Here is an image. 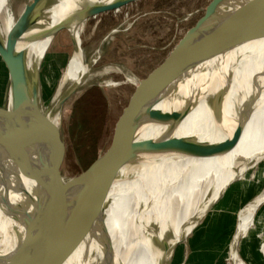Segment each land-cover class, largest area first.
<instances>
[{"label":"bare ground","instance_id":"6f19581e","mask_svg":"<svg viewBox=\"0 0 264 264\" xmlns=\"http://www.w3.org/2000/svg\"><path fill=\"white\" fill-rule=\"evenodd\" d=\"M113 1L44 0L37 6L18 46L26 53L22 76L34 109L43 110L34 85L41 67L40 60L53 36L31 37L88 7ZM257 1L223 0L210 27H225L241 20ZM118 10L121 8L115 11ZM95 62L96 57L90 63L85 61L82 41L79 46L75 43L55 101L46 112L56 125L59 126L58 104L62 95L85 86L88 75L95 70ZM263 92L264 36L244 43L183 77L157 107L173 111L182 107L190 96L198 98L175 132L176 136L198 144L197 153L188 152L191 145L188 148L181 145L177 150L140 152L126 162L110 190L104 225L94 229L81 246L66 253L55 264H171L178 245L206 218L229 187L261 163L262 158L242 159L234 168L239 158L231 152L229 138L231 134L239 137L243 134L233 128ZM220 93L223 94L222 105L214 111V99ZM247 121L244 119L241 127L246 126ZM165 127L145 123L139 129L138 138H158ZM0 132L8 137L2 124ZM242 140L248 153L264 157V136L259 142L251 136ZM21 186L25 189L23 194L19 191ZM32 190L31 182L0 150V255L11 251L24 232L21 218L12 216L8 208L23 203ZM262 202L264 188L240 210L231 250L226 257L229 264H248L240 256L238 247L241 238L255 224L256 211ZM259 248L264 254V239H261Z\"/></svg>","mask_w":264,"mask_h":264},{"label":"water","instance_id":"95a60500","mask_svg":"<svg viewBox=\"0 0 264 264\" xmlns=\"http://www.w3.org/2000/svg\"><path fill=\"white\" fill-rule=\"evenodd\" d=\"M42 1L31 0L25 6L5 41L0 34V54L8 69L6 93L11 95V101L7 99L0 106V124L8 135L4 137L0 132V150L31 182L33 189L23 203L8 208L12 216L21 218L24 232L11 251L0 255V264H55L66 253L81 246L89 233L104 225L112 185L122 166L138 153L177 150L181 145L186 148L191 145L188 152L196 154L199 145L176 136L175 132L198 98L190 96L182 107L168 112L157 104L193 70L264 36V0L254 3L241 20L220 28L209 24L223 0H211L203 15L166 58L135 84L115 123L110 145L85 170L67 176L62 170L66 142L60 127L45 111L31 106L22 76L26 53L18 46ZM135 1L115 0L88 7L31 39L55 36L73 22H85ZM73 92L64 97L58 107ZM222 100L223 94H217L214 111L220 109ZM148 122L166 125L158 138H138L139 129ZM19 191L25 193L23 186Z\"/></svg>","mask_w":264,"mask_h":264},{"label":"rangeland","instance_id":"374dc122","mask_svg":"<svg viewBox=\"0 0 264 264\" xmlns=\"http://www.w3.org/2000/svg\"><path fill=\"white\" fill-rule=\"evenodd\" d=\"M30 1L0 0V34L4 41ZM210 1L137 0L122 7L121 10L97 15L85 22L72 23L68 29L59 31L51 38L44 57L40 60L41 67L34 85L45 112L49 111L55 101L63 71L74 52L75 43L79 46L82 41L87 63L96 57L93 66L95 70L88 75L85 86L74 91L59 107V127L66 142L62 170L67 176H74L85 170L110 145L115 123L127 104L135 84L166 58L186 31L203 15ZM7 76L6 63L0 56V106H3L5 97V103L7 99L11 101L10 93L8 95L6 93ZM69 93L70 90L65 92L60 101ZM244 119L248 120L247 125L241 127ZM233 129L243 133L240 137L231 134L229 138L230 150L239 158L234 168L242 159L262 158V161L242 180L229 187L213 207L212 215L205 223L201 234L200 227L208 215L188 238L178 245L171 264H213L214 259L204 262L202 258L195 261L193 257L221 255L226 243L205 251L206 246L213 243L215 236L225 230L224 226L230 225L232 217L237 228L242 207L264 188V157L248 153L242 140L248 136L256 142L263 139L264 92L260 99L245 111ZM263 209L264 202L256 211L254 224L256 226L260 223L259 217ZM250 233L251 230L242 237L240 254L261 255L260 251L258 254L259 246L258 250L254 249V252H251L246 242V236ZM259 241L261 243V238ZM230 245L228 250L222 253L223 258L230 252ZM262 263L264 264V261ZM224 264H228V261Z\"/></svg>","mask_w":264,"mask_h":264},{"label":"crops","instance_id":"0c3cea01","mask_svg":"<svg viewBox=\"0 0 264 264\" xmlns=\"http://www.w3.org/2000/svg\"><path fill=\"white\" fill-rule=\"evenodd\" d=\"M212 211H213V209L210 211L207 218L203 221V223L200 227L199 234H201V232L203 231V228L205 227V223L208 221L209 217L212 215ZM230 217H232V214ZM259 218H260L259 225L258 226L254 225V227L251 228V233L248 236H246V242L248 243L249 248H251V252H254V249H256V250L259 249L258 254L260 251L261 255H256L257 253H255L254 255H246V256L241 255L240 254V246H241L242 238H241V241H240V244L238 247V252H239L240 256H242L244 258V260L249 264H263L262 262L264 261V254H262V251L260 250V248L257 249V246H260L259 245L260 244L259 239L260 238L264 239V209H263L262 215ZM229 223H230V225L224 226L225 230L223 232H221L220 234L215 236L216 239L214 240V242L211 243L210 245L206 246L205 251H207L208 249L210 250L212 247L217 248L218 246H221V244H223V243H226V245L223 248L222 253L225 250H228L230 242H232V240H231L232 236L234 235L235 229H236V225H234L233 217L231 218ZM222 253H221V255H200L198 258H195V255H194L193 259H195V261H196V260H200L202 258V260H204V262H206L208 260L211 261L212 259H214L213 264H224L227 261V258H226L227 255L225 258H223ZM174 257H175V255H174ZM180 260H181V258H180Z\"/></svg>","mask_w":264,"mask_h":264}]
</instances>
